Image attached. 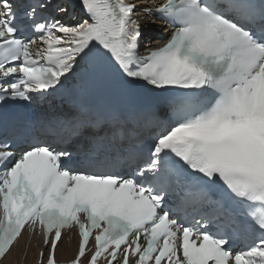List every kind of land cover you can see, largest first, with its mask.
I'll return each instance as SVG.
<instances>
[{
  "label": "snow or ice",
  "instance_id": "6c2138e0",
  "mask_svg": "<svg viewBox=\"0 0 264 264\" xmlns=\"http://www.w3.org/2000/svg\"><path fill=\"white\" fill-rule=\"evenodd\" d=\"M79 3L87 18L66 24L38 17L51 0L22 16L17 0H0V103L50 94L95 55L166 95L167 111L152 116L160 130L130 173L47 142L18 157L0 142V260L27 227L50 245L47 264L73 228L72 264H264V0ZM151 16L173 31L141 57Z\"/></svg>",
  "mask_w": 264,
  "mask_h": 264
},
{
  "label": "bare ground",
  "instance_id": "6f19581e",
  "mask_svg": "<svg viewBox=\"0 0 264 264\" xmlns=\"http://www.w3.org/2000/svg\"><path fill=\"white\" fill-rule=\"evenodd\" d=\"M158 0H136L137 3L151 7ZM149 20L151 18L149 17ZM145 27L147 25L145 24ZM152 35L146 37V40H151L150 45L154 46L162 39L159 36L165 35L169 29L166 28L162 22H157L156 26L147 28ZM77 243L74 241L72 235L66 236L57 249V256L60 261L66 262L73 259L76 251ZM41 253L48 255V250L42 249L40 241L37 240L32 230H29L21 239L18 246L5 257L0 264H33L36 259H40Z\"/></svg>",
  "mask_w": 264,
  "mask_h": 264
}]
</instances>
